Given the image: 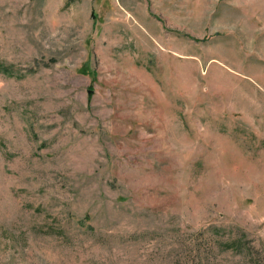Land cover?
<instances>
[{"label":"rangeland","instance_id":"obj_1","mask_svg":"<svg viewBox=\"0 0 264 264\" xmlns=\"http://www.w3.org/2000/svg\"><path fill=\"white\" fill-rule=\"evenodd\" d=\"M0 264H264V0H0Z\"/></svg>","mask_w":264,"mask_h":264}]
</instances>
